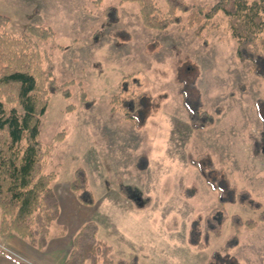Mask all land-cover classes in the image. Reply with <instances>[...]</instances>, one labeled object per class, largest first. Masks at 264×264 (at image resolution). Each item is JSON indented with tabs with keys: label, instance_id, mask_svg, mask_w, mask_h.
Wrapping results in <instances>:
<instances>
[{
	"label": "rangeland",
	"instance_id": "1",
	"mask_svg": "<svg viewBox=\"0 0 264 264\" xmlns=\"http://www.w3.org/2000/svg\"><path fill=\"white\" fill-rule=\"evenodd\" d=\"M119 1L0 0V15L6 17L0 32L22 35L30 24L54 31L47 40L33 37L51 55L58 86L39 125V139L50 149L43 172L55 174L51 184L63 212L51 225V237L60 230L70 233L74 211L97 222L99 238L114 249L115 264L133 256L139 264H264L262 223L235 231L227 219L219 235L206 229L205 216L221 205L191 163L208 152L231 184L264 204V79L236 58L224 14L215 17L218 28L199 37L185 25L147 28L135 2ZM155 1L165 10V0ZM187 1L210 7L216 0ZM108 5L116 6V21L104 15ZM180 78L194 83L189 92L199 96L202 109L220 108L212 125L190 126ZM139 94L145 104L138 126L112 96ZM142 158L146 167L139 169ZM78 167L86 172L93 205L80 203L69 188ZM222 208L227 218L257 215L238 203ZM233 232L239 242L228 248Z\"/></svg>",
	"mask_w": 264,
	"mask_h": 264
},
{
	"label": "trees",
	"instance_id": "2",
	"mask_svg": "<svg viewBox=\"0 0 264 264\" xmlns=\"http://www.w3.org/2000/svg\"><path fill=\"white\" fill-rule=\"evenodd\" d=\"M95 1L100 3L102 0ZM119 2H135L141 23L147 28L164 30L172 25H185L193 28L194 34L199 37L203 36L205 30L218 28L220 23L215 17L219 13L224 14L226 27L235 40L236 58L248 61L250 72L264 79V0H216L210 7L195 5L187 0H165V10L155 0ZM103 13L111 21L118 19L116 6H106ZM5 21L6 17L0 15V22ZM116 32L118 35L123 33ZM53 34L51 28L34 24L26 26L22 35L0 32V233H14L39 249L45 246L51 225L59 216V201L51 184L55 174L43 172L50 149L39 139L41 115L48 104L49 95L58 86L51 55L40 50L33 37L47 40ZM180 79L183 83L182 103L190 126L194 130H201L212 125L221 112L220 108L216 106L212 111L202 109L199 96L192 97L189 92L194 83L188 85L185 79ZM63 94L68 97V90L64 89ZM83 95L82 92L81 99L84 101ZM112 102L122 105L126 118L138 126L143 124L145 103L142 94L128 99L113 95ZM58 135L55 140H59ZM209 158V153L204 152L191 160L209 188L216 191L221 205L205 216L206 229L219 235L221 225L227 219L235 231L242 227L255 228L259 223L264 225V204L253 198L248 190H238L230 183L223 168L215 167ZM206 159L209 162L202 164ZM137 167L144 169L146 159H139ZM69 188L80 203L94 204L95 198L88 188L83 168L78 167L73 171ZM226 203H238L256 211L257 215L244 219L234 213L227 218L222 208ZM98 231L95 220L82 224L72 238L63 264H84L86 261L89 264H115L110 257L112 245L100 239ZM238 242L239 238L233 232L225 245L232 248ZM0 252L10 256L1 248ZM216 255L213 252L214 258ZM116 264L139 262L133 256L129 260L118 259Z\"/></svg>",
	"mask_w": 264,
	"mask_h": 264
},
{
	"label": "crops",
	"instance_id": "3",
	"mask_svg": "<svg viewBox=\"0 0 264 264\" xmlns=\"http://www.w3.org/2000/svg\"><path fill=\"white\" fill-rule=\"evenodd\" d=\"M61 210L62 209L59 204V216L57 218V222L63 219V212ZM72 212L74 216L70 217L68 220L70 233L66 234L64 231L60 230L58 233L55 232V236L51 237L49 232L45 246L40 249L41 252H45L44 254L39 251L38 253L32 251L31 248L24 243L23 238H17V235L14 233H0V248L6 252H10H8L10 256L0 252V264H21L22 262L27 264H63L70 251L74 234L82 226V224L91 220V217L87 218V215L85 214L77 216L78 214H75L74 211ZM112 253L110 254V257ZM145 263L155 264L149 260H146L143 264Z\"/></svg>",
	"mask_w": 264,
	"mask_h": 264
}]
</instances>
